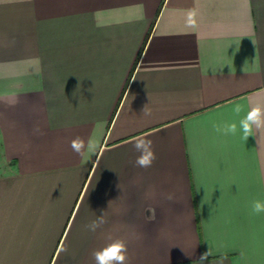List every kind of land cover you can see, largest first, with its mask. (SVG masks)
Instances as JSON below:
<instances>
[{
    "label": "crops",
    "instance_id": "0c3cea01",
    "mask_svg": "<svg viewBox=\"0 0 264 264\" xmlns=\"http://www.w3.org/2000/svg\"><path fill=\"white\" fill-rule=\"evenodd\" d=\"M256 105L264 0H0V264H264L259 133L213 129Z\"/></svg>",
    "mask_w": 264,
    "mask_h": 264
},
{
    "label": "clouds",
    "instance_id": "9594fccd",
    "mask_svg": "<svg viewBox=\"0 0 264 264\" xmlns=\"http://www.w3.org/2000/svg\"><path fill=\"white\" fill-rule=\"evenodd\" d=\"M194 13H191L188 18L189 26H194ZM233 111L239 115L242 111L241 105L236 104ZM144 114H149L146 107ZM213 129L217 134L223 136H235L238 133L243 139L247 140L249 136L259 133L258 144L264 147V107L256 105L252 107L247 114L241 118L238 123H222L213 124ZM37 131H39L37 129ZM72 151L83 157L86 153H95L98 150V145L93 140L86 141L80 136H76L70 143ZM133 148L139 155H137L134 166L138 168L148 169L152 167L157 159L156 153L152 146V141L146 137H136L133 141ZM252 212L256 215L264 214V200L256 199L251 204ZM105 212L102 215L96 216L85 227L90 232H96L105 223ZM212 255L211 249L203 253L200 258V264H205L208 258ZM95 264H128V241L123 238L111 239L104 247L93 252Z\"/></svg>",
    "mask_w": 264,
    "mask_h": 264
}]
</instances>
